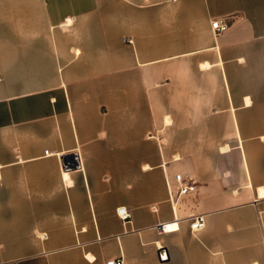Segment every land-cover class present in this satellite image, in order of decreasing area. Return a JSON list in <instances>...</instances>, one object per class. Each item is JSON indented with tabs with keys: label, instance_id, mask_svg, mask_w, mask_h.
<instances>
[{
	"label": "crops",
	"instance_id": "obj_1",
	"mask_svg": "<svg viewBox=\"0 0 264 264\" xmlns=\"http://www.w3.org/2000/svg\"><path fill=\"white\" fill-rule=\"evenodd\" d=\"M263 115L264 0H0V264H264Z\"/></svg>",
	"mask_w": 264,
	"mask_h": 264
},
{
	"label": "built area",
	"instance_id": "obj_2",
	"mask_svg": "<svg viewBox=\"0 0 264 264\" xmlns=\"http://www.w3.org/2000/svg\"><path fill=\"white\" fill-rule=\"evenodd\" d=\"M212 28L216 34L225 33L230 29V22L228 18H219L212 23ZM129 43H133L129 41ZM46 155H52L49 151H46ZM175 180L178 184L176 189L169 188L171 198H179L180 196H185L188 194H193L197 191L196 181L188 174H177ZM118 216L124 222L128 223L132 219V214L127 210V208H119ZM173 225V224H172ZM170 224H160L157 226V230L160 233L169 232L168 227ZM191 230L193 232L200 231L206 226V219L204 215H199L191 218ZM47 235L44 236V239H47ZM106 264H125L124 258L110 259Z\"/></svg>",
	"mask_w": 264,
	"mask_h": 264
},
{
	"label": "rangeland",
	"instance_id": "obj_3",
	"mask_svg": "<svg viewBox=\"0 0 264 264\" xmlns=\"http://www.w3.org/2000/svg\"><path fill=\"white\" fill-rule=\"evenodd\" d=\"M69 22L71 24H69ZM74 23V19L73 18H69L66 23L62 24L60 26L61 29L66 30L69 27H71ZM264 117V115H263ZM245 118L248 119L247 116H245ZM245 118H244V122H245ZM250 120H246V122H248ZM240 133V132H239ZM241 136L244 140V143L249 151V155L251 157L250 160H252L254 155L259 156V149L255 147V143L256 142H263L264 143V131H256V130H244L241 131Z\"/></svg>",
	"mask_w": 264,
	"mask_h": 264
},
{
	"label": "water",
	"instance_id": "obj_4",
	"mask_svg": "<svg viewBox=\"0 0 264 264\" xmlns=\"http://www.w3.org/2000/svg\"><path fill=\"white\" fill-rule=\"evenodd\" d=\"M159 257L161 261H166L168 260V253L166 249H162L159 251Z\"/></svg>",
	"mask_w": 264,
	"mask_h": 264
},
{
	"label": "bare ground",
	"instance_id": "obj_5",
	"mask_svg": "<svg viewBox=\"0 0 264 264\" xmlns=\"http://www.w3.org/2000/svg\"><path fill=\"white\" fill-rule=\"evenodd\" d=\"M69 24H71L70 22H69ZM63 30V29H62ZM67 30V29H66ZM65 30V31H66ZM259 196L260 197H264V188H261L260 190H259ZM173 227V225L172 224H170V226L168 227V230H170V228H172Z\"/></svg>",
	"mask_w": 264,
	"mask_h": 264
}]
</instances>
